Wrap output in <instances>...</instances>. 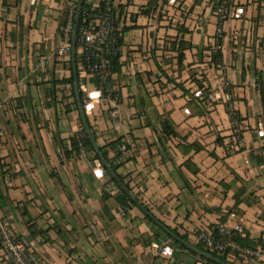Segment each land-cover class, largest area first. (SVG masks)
Segmentation results:
<instances>
[{"label": "crops", "instance_id": "crops-1", "mask_svg": "<svg viewBox=\"0 0 264 264\" xmlns=\"http://www.w3.org/2000/svg\"><path fill=\"white\" fill-rule=\"evenodd\" d=\"M218 1L158 0L144 13L149 0H115L128 30L114 92L103 95L80 48L78 66L61 52L72 0H0V212L42 264H206L167 226L193 242L191 231L240 222L264 243V0H231L221 26ZM74 67L98 145L133 139L118 171L165 228L72 149L82 128L75 84L65 81ZM233 114L238 151L228 147Z\"/></svg>", "mask_w": 264, "mask_h": 264}, {"label": "built area", "instance_id": "built-area-1", "mask_svg": "<svg viewBox=\"0 0 264 264\" xmlns=\"http://www.w3.org/2000/svg\"><path fill=\"white\" fill-rule=\"evenodd\" d=\"M231 0H222L217 7L216 14L221 20L231 15ZM74 10H70L68 19L63 28V39L61 52L72 51L73 32L75 24L71 20ZM86 22L81 30L80 57L83 68L90 74L97 76L101 83V91L106 94L114 92L112 70L113 59L121 49V40L124 36V28L116 12L115 0H106L104 8L95 12L85 11ZM219 49V46L217 47ZM216 49V50H217ZM215 94L211 93L209 98L213 99ZM225 101L231 99L229 93H223ZM130 116V114H129ZM113 127L118 129L123 123L119 112L114 110L111 113ZM233 132L229 142V149L238 151L242 146V126L239 117L232 115ZM133 144V139L123 137L120 139L118 149L121 152L127 151V146ZM84 147L81 148V154ZM235 216V214H232ZM245 235V228L240 222L233 225L218 224L212 227L191 231L190 236L200 245L204 246L211 253L218 252L227 254L229 257L241 259L247 264H257L263 257L264 252L260 247L252 248L243 246L237 241L238 236ZM0 242L1 252L8 264H42L34 253V243L31 239L18 235L8 220L0 212Z\"/></svg>", "mask_w": 264, "mask_h": 264}, {"label": "trees", "instance_id": "trees-1", "mask_svg": "<svg viewBox=\"0 0 264 264\" xmlns=\"http://www.w3.org/2000/svg\"><path fill=\"white\" fill-rule=\"evenodd\" d=\"M79 1L80 0H72L73 3L71 5V7H73L74 12H73V15L71 16V20L73 21L74 24L76 23V15H77V11H78ZM128 1H130V0H128ZM221 1L222 0L218 1L216 8L221 4ZM157 3H158V0H149V3L146 5V7H148V8L143 9V10L141 9V11L144 12V13L145 12L148 13L151 10V8L157 7ZM105 5H106V0H101L98 4H94L92 2H88V0H84V2H83L82 9L80 11L79 27H78V34H77V39H76V65L77 66H78V48L80 47L81 30H82V27L85 25V22H86L85 11L88 10L90 12H95V10H97V9L104 8ZM116 12L118 14V18H121L122 11L118 7H116ZM222 21L223 20L220 19V21H219L220 22L219 23L220 26H221V22ZM126 30H128L127 26L124 27V31H126ZM122 41H123V39L121 40V45H122ZM219 44H220V41H218V45ZM120 53H121V49H120V52L118 53V55L113 59V62H112V70H113V72H116L120 68V64H119ZM183 56H184L183 48H180L179 55H178L179 64L182 63ZM221 59H222V52L220 50H218V51H216L213 54V60L216 63L219 64L221 62ZM70 62H71V69L73 70V65H72V60L71 59H70ZM83 71H86L85 68H83ZM77 75H78V78H80V72H79L78 68H77ZM74 80H75V76H74V72L72 71L71 77L68 78V79H65V81H67L69 83H72V85H73L74 84ZM73 89H74V95H75V88H73ZM79 94H80V97L82 99L83 105H85V97H84L81 89L79 91ZM76 102H77V100H76ZM84 110H85L86 118L88 120V124H89V126H90V128L92 130V133L94 135V138H95V140L97 142V135H96L95 131L93 130V126L90 123V120H89V117L87 115V111H86L85 107H84ZM80 120H81L82 128H81V131L78 133V135L73 137L74 139L72 141V149L75 150L78 154H80L82 146H86V148H88V150L90 151V156L94 157L93 159L98 161V163L101 165L104 173L107 174L110 177V179L114 183V185L118 189H120V191L122 192V194L125 197H127L129 203L131 205H133V206H139L138 205L139 201H138L137 197H134V198L130 197L128 192H127V190H124L123 187H122L124 185V186L127 187L128 191L131 192V190H132V188L129 185V183L125 181L123 175H121L119 173V171H118V169L120 168V166H122V163H123V161L121 160L122 153L121 152H115L116 145H117L118 141L120 140V137L118 139H116L115 141H112V142H110L108 144L99 145L100 151L103 153L107 163L110 166V170H109L103 164L99 154L95 150V147H94L89 135L87 134V132L85 130L81 114H80ZM164 131H165L166 134H170V135L175 134V131L167 123H164ZM81 133H83L84 137H80ZM130 147L131 146L128 145L127 149H129ZM112 152L114 153L113 156L110 155V153H112ZM113 173H114V175H113ZM146 208L150 211V209L148 207H146ZM141 210L145 214L146 218H148L150 221L155 223V221L153 220V218L149 214L145 213L142 208H141ZM150 213H151V211H150ZM210 227H212V226H210ZM164 232L166 233V235L168 237H170L181 248L189 251L191 254L196 256L198 259L204 261L206 264H222V263L217 262L216 260L210 259V258L205 257L203 255H199L195 251H193L190 248H188L185 244H183L181 241H179V239H177L176 237L178 236V237H180V238H182V239L194 244L197 248H199L202 251L211 253L208 249H206L204 246L200 245L196 241H194L195 243L191 242L189 240L188 236L180 234L176 229L167 226V228L164 230ZM237 241L240 242L243 246H246V247L257 248L258 245L260 244L264 248V243L262 242V240L260 239L257 243H255L254 241L250 240L248 238L246 230H245V235L237 237ZM0 249H1V242H0ZM211 254L214 255L216 258L220 259L225 264H236L235 263L236 259L234 257H229L227 254H221V253H218V252H212ZM0 256H2V253H0Z\"/></svg>", "mask_w": 264, "mask_h": 264}, {"label": "water", "instance_id": "water-1", "mask_svg": "<svg viewBox=\"0 0 264 264\" xmlns=\"http://www.w3.org/2000/svg\"><path fill=\"white\" fill-rule=\"evenodd\" d=\"M83 2H84V0L79 1L78 11H77V15H76V23H75L74 32H73V43H72V59H73V62H75V60H76V39H77V34H78L80 11L82 9ZM74 76H75L74 84H75L76 93H77L78 106L80 109V113H81V117H82V121H83L85 130H86L87 134L89 135V137H90V139H91V141L95 147V150L99 154L103 164L110 170V166L107 163L103 153L100 151L99 145L94 138V135L92 133V130L88 124V120H87L86 115H85L84 105L82 103V99H81L80 94H79V85H78V76H77L76 67H74ZM113 175H114V173H113ZM122 187L124 190H127L130 197H132V198L135 197L130 191H128L126 186L123 185ZM138 205L144 210L145 213L149 214L153 218V220L156 221L161 227L165 228L164 225H162V223L160 221H158L144 205H142L140 202H138ZM176 238L179 239V241H181L183 244H185L188 248H190L191 250L198 253L199 255H203V256L208 257L210 259L216 260L219 263L225 264L220 259H218L214 255H212L211 253L200 250L194 244H192V243H190V242H188V241H186V240H184L178 236Z\"/></svg>", "mask_w": 264, "mask_h": 264}, {"label": "rangeland", "instance_id": "rangeland-1", "mask_svg": "<svg viewBox=\"0 0 264 264\" xmlns=\"http://www.w3.org/2000/svg\"><path fill=\"white\" fill-rule=\"evenodd\" d=\"M180 5H181V4H180ZM180 5H179V6H180ZM72 9H73V7H71V9H68V12H69L70 10H72ZM184 11H186V10H184ZM218 50H219V49H217V51H218ZM80 137H84L83 133H81ZM119 141H120V140H119ZM119 141H118V143H117V145H116L115 152H121V151L118 149ZM82 147H84V152L82 153V157H87L88 159L94 160V159H93L94 157L90 156V151L88 150V148H86V146H82ZM80 153H81V152H80ZM121 153H123V152H121ZM194 241H195V240H193V243H195Z\"/></svg>", "mask_w": 264, "mask_h": 264}]
</instances>
